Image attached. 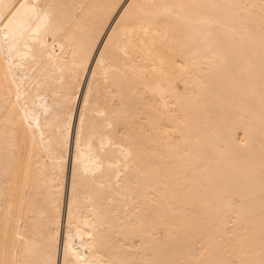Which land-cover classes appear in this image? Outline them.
Instances as JSON below:
<instances>
[{
    "label": "bare ground",
    "instance_id": "bare-ground-1",
    "mask_svg": "<svg viewBox=\"0 0 264 264\" xmlns=\"http://www.w3.org/2000/svg\"><path fill=\"white\" fill-rule=\"evenodd\" d=\"M0 264H264V0H0Z\"/></svg>",
    "mask_w": 264,
    "mask_h": 264
},
{
    "label": "rangeland",
    "instance_id": "rangeland-1",
    "mask_svg": "<svg viewBox=\"0 0 264 264\" xmlns=\"http://www.w3.org/2000/svg\"><path fill=\"white\" fill-rule=\"evenodd\" d=\"M178 88L181 89V86H180L179 83H178ZM180 128L184 130V129L186 128V123H185V124H181V125H180ZM174 139H175V140L177 139V135H174Z\"/></svg>",
    "mask_w": 264,
    "mask_h": 264
}]
</instances>
